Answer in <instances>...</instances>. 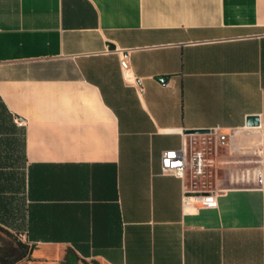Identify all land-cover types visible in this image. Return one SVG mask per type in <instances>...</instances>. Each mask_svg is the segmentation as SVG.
Returning <instances> with one entry per match:
<instances>
[{"label": "crops", "instance_id": "crops-1", "mask_svg": "<svg viewBox=\"0 0 264 264\" xmlns=\"http://www.w3.org/2000/svg\"><path fill=\"white\" fill-rule=\"evenodd\" d=\"M0 264H264V0H0Z\"/></svg>", "mask_w": 264, "mask_h": 264}, {"label": "built area", "instance_id": "built-area-1", "mask_svg": "<svg viewBox=\"0 0 264 264\" xmlns=\"http://www.w3.org/2000/svg\"><path fill=\"white\" fill-rule=\"evenodd\" d=\"M132 50L131 48L117 49L120 68L124 79L127 81H135L138 90L143 92L142 79L137 78L132 70L130 61ZM160 82L166 84L167 80L163 77L160 79ZM19 123L22 124V121ZM197 135L200 136V139L196 137ZM229 137V134L224 133L217 135L215 138L209 135L208 132L190 133L189 138L184 139L181 148L165 150L162 153V169L164 172L173 173L181 179H201L202 177H207L216 164L214 155L218 146L225 145ZM198 144L201 146L197 148L196 145ZM260 160L262 161V159ZM196 201L203 202L211 207L217 206V200L213 190L208 189L204 194L196 191L192 192L187 184L183 204L191 205Z\"/></svg>", "mask_w": 264, "mask_h": 264}, {"label": "rangeland", "instance_id": "rangeland-1", "mask_svg": "<svg viewBox=\"0 0 264 264\" xmlns=\"http://www.w3.org/2000/svg\"><path fill=\"white\" fill-rule=\"evenodd\" d=\"M212 178H207V177H202L201 179L194 178L191 179L189 178L187 180V184L189 189L193 192H199L201 194H204L206 190H210L212 183H211Z\"/></svg>", "mask_w": 264, "mask_h": 264}, {"label": "water", "instance_id": "water-1", "mask_svg": "<svg viewBox=\"0 0 264 264\" xmlns=\"http://www.w3.org/2000/svg\"><path fill=\"white\" fill-rule=\"evenodd\" d=\"M247 124L249 126H254V125H258L259 124V118L257 116H253L248 118ZM204 132H208L206 130H192L189 131V133H204Z\"/></svg>", "mask_w": 264, "mask_h": 264}, {"label": "bare ground", "instance_id": "bare-ground-1", "mask_svg": "<svg viewBox=\"0 0 264 264\" xmlns=\"http://www.w3.org/2000/svg\"><path fill=\"white\" fill-rule=\"evenodd\" d=\"M200 198H202V197H200Z\"/></svg>", "mask_w": 264, "mask_h": 264}]
</instances>
